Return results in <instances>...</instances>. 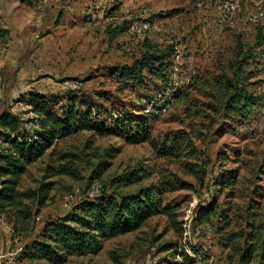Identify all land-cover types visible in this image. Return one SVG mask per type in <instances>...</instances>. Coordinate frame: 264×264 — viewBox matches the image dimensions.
Segmentation results:
<instances>
[{"label": "rangeland", "instance_id": "obj_1", "mask_svg": "<svg viewBox=\"0 0 264 264\" xmlns=\"http://www.w3.org/2000/svg\"><path fill=\"white\" fill-rule=\"evenodd\" d=\"M225 3L0 0L6 33L0 37V112H15L29 91L66 107L73 91L61 83L72 80L78 103L106 129L54 141L28 166L18 191L50 188L42 206L36 198L22 200L27 217L25 210L11 219L0 215V264H51L33 259V246L45 226L94 199L88 192L94 181L116 199L153 188L159 205L140 229L103 240L96 254L66 255L57 264H238L248 235L264 227V41L256 42L258 33L264 37V0H241L232 16H224ZM237 43L253 56L241 85L258 98L245 117L224 116L218 106L227 97L219 89L231 77ZM167 49L163 79L146 71L137 82L120 78L141 53ZM136 133L148 141L129 142ZM62 155L68 157L60 161ZM60 162L74 174L57 175ZM132 172L139 181L128 180ZM209 205L214 216L198 224L197 212ZM162 209L172 211L174 223ZM257 259L255 253L249 264Z\"/></svg>", "mask_w": 264, "mask_h": 264}, {"label": "trees", "instance_id": "obj_2", "mask_svg": "<svg viewBox=\"0 0 264 264\" xmlns=\"http://www.w3.org/2000/svg\"><path fill=\"white\" fill-rule=\"evenodd\" d=\"M5 31L0 30V37L4 39ZM264 37L257 34L256 42L261 45ZM171 54L170 49L164 52L153 53L147 50L131 65L124 67L120 78L126 82H137L143 78V72H148L158 78H164L162 69L166 67L164 60ZM253 56L249 50L237 43L234 60L230 64L231 77L225 78L219 91L227 93L225 100L218 101L220 113L224 116L234 113L245 117L249 114L252 105L258 103V98L241 85L243 72ZM66 107H58L59 102L52 97H46L37 92H27L16 102L29 106L33 119L29 122L32 127L27 130L22 126V120L10 110L0 112V215L11 219L10 215H20L27 207L22 206V200L34 199L42 206L49 191V184H41L31 193H21L18 185L21 177L27 172L28 166L42 158L52 148L54 141L62 140L81 131L103 132L105 124L91 117V109L85 103H78L82 99L79 95L69 92L64 98ZM78 106L87 107L84 111ZM58 107V108H57ZM60 110V113L58 112ZM125 117L118 122L124 123ZM129 142H147L146 133L133 135ZM66 155L59 157L60 161ZM57 175H73L68 164L55 167ZM131 182L139 181L135 172L128 175ZM153 188H144L135 194L122 196L119 199L111 195L101 194L90 202H84L77 207L78 214L65 217L58 222L45 226L42 242L33 246V259L51 264L61 263L67 255H91L98 253L102 248V241L119 235H124L140 229L157 209L159 194ZM163 214L171 218L172 211L162 209ZM214 216L213 208L209 205L200 209L196 214L198 224H207ZM22 221V220H20ZM254 229V228H253ZM180 230L179 228L177 231ZM264 227L257 226L248 235L244 242L242 253L239 254L238 264H249L255 253L258 255L256 264H264Z\"/></svg>", "mask_w": 264, "mask_h": 264}, {"label": "built area", "instance_id": "obj_3", "mask_svg": "<svg viewBox=\"0 0 264 264\" xmlns=\"http://www.w3.org/2000/svg\"><path fill=\"white\" fill-rule=\"evenodd\" d=\"M232 7H234V0H226L225 8H223L224 16H232ZM260 13L261 12L251 15L249 20H254V15H258ZM142 26H147V24H143L139 26L137 25V33L141 31ZM61 84H62V87L65 88L66 90L73 91V92H76L78 90V83L76 81L64 80ZM0 89H1V79H0ZM16 107H17V110L15 111L16 113L14 111L13 113L19 116V118L22 120L23 128L28 130L31 127V123L27 121L26 112L33 115L29 111V106L21 102H15V108ZM88 192H89V196H91L92 198L99 196L100 189L96 181L91 183Z\"/></svg>", "mask_w": 264, "mask_h": 264}, {"label": "bare ground", "instance_id": "obj_4", "mask_svg": "<svg viewBox=\"0 0 264 264\" xmlns=\"http://www.w3.org/2000/svg\"><path fill=\"white\" fill-rule=\"evenodd\" d=\"M241 0H234V9H235V6L237 7V5L239 4ZM239 7V6H238Z\"/></svg>", "mask_w": 264, "mask_h": 264}, {"label": "crops", "instance_id": "obj_5", "mask_svg": "<svg viewBox=\"0 0 264 264\" xmlns=\"http://www.w3.org/2000/svg\"><path fill=\"white\" fill-rule=\"evenodd\" d=\"M4 57H5V56H4ZM4 62H5V59H4ZM3 65H4V64H3ZM11 81H12V82H14V79H11ZM13 84H15V86H14V87L16 88V83H13ZM17 85H18V83H17ZM26 89H28V86H26ZM17 91H18V90H17ZM10 112H12V113H13V111H10Z\"/></svg>", "mask_w": 264, "mask_h": 264}]
</instances>
